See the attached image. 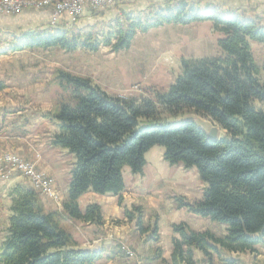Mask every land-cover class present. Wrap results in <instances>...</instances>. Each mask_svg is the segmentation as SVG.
Segmentation results:
<instances>
[{"label": "trees", "instance_id": "trees-1", "mask_svg": "<svg viewBox=\"0 0 264 264\" xmlns=\"http://www.w3.org/2000/svg\"><path fill=\"white\" fill-rule=\"evenodd\" d=\"M173 2L86 26L48 25L21 34L7 46L9 51L59 47L66 52L104 46L117 52L128 49L138 31L209 21L219 55L182 59L173 83L162 92L153 91L152 97H115L87 77L56 72L60 93L52 110L42 115L57 124L51 146L74 158L70 182L60 211L45 209L28 181L9 188L10 216L0 240V264H94L103 248L84 250L75 228L101 226L102 211L96 203L81 211L80 196L88 191L119 196L124 169L141 173L144 154L155 145L163 146L169 165L194 168L205 185L200 200L176 196V206L222 223L226 230L217 236L174 223L170 261L161 259L160 248L154 251V260L196 264L198 251L199 262L212 264L221 251L253 253L256 245L264 244V63L257 64L252 52V42L264 45V25L258 24L253 8L246 10L255 15L248 18L245 11L215 2H204L203 7L190 0ZM3 88L0 80V92ZM185 113L213 121L224 134L211 141L192 121H169ZM124 216L141 234L158 241L156 214L145 222L142 209L131 206L124 208Z\"/></svg>", "mask_w": 264, "mask_h": 264}, {"label": "crops", "instance_id": "crops-1", "mask_svg": "<svg viewBox=\"0 0 264 264\" xmlns=\"http://www.w3.org/2000/svg\"><path fill=\"white\" fill-rule=\"evenodd\" d=\"M173 1L181 0H115L114 5L103 13L102 18L108 21L118 17L122 12L143 13L147 8L156 10L168 4L172 5ZM190 1L200 4L201 7L204 6V2H215L236 12H247L248 8H253L258 18V24L264 25V0ZM246 14L248 18L255 16L248 12ZM89 15L90 12L85 10L80 16L83 24L88 23ZM15 16L0 17L1 32L8 33L10 38H17L20 34L34 29H42L54 18L51 8L39 11L36 9L23 10ZM73 20L72 16L63 15L56 18V25L71 24ZM211 26V22L204 21L190 25L167 24L158 28L178 32L180 40L176 41L187 43L188 45H185L188 48L192 47L197 50V52L194 51L187 55L212 57L219 55V51L216 45L217 38L216 35H212ZM1 44L3 46L0 45V77L5 82V87L0 92V154L9 152L25 161L34 162L36 168L53 181L62 201L70 182V170L73 167L74 158L67 150L51 146L50 140L57 129V124L36 112L50 110V101L46 96V81L52 73V68L42 62L37 64L35 59L19 58L13 55L20 51L3 52L9 43ZM252 49L256 62L263 63L264 46L253 42ZM146 155L147 153L144 154L145 164L141 173L133 174L128 168L124 169V189L119 196L88 191L79 198L81 211L91 203L99 205L102 211L101 226L80 225L95 238H100L102 234L107 236L105 241L100 244L104 250L103 256L94 264H137L139 262L141 264H161V259L169 262L172 251V224L178 221L165 223L167 224L165 229H162L161 222L163 217L172 212L179 213L186 220L183 222L195 232L210 230L217 236L225 234V226L222 227L221 233H215L212 230L213 222L209 218L199 217L188 212L185 208L176 206L173 199L176 196L185 197L190 201H198L202 198L204 185L198 180L196 170L184 168L181 163L169 165L162 158L163 153L157 160H152ZM24 181L25 179L18 173H12L7 177L0 174V235L3 234L10 216L8 190L14 184ZM119 199H121V203ZM41 200L47 210L60 209L56 202L50 198L43 196ZM131 206L142 209L144 221H148L154 214L158 216L159 239L155 242L148 237L147 239L144 237L146 241L142 238L143 242L139 245V252L143 257L141 259L134 251L133 257H123V255H127L126 249H128L124 240H121L119 245L117 242L116 246L114 245V241H117L118 237L128 240L130 231H135L133 222L127 221L124 216V208ZM114 221H119L120 225L114 224ZM137 232L136 236L139 239L141 235ZM0 237L2 238V235ZM157 248L161 249V259L154 260L153 255ZM254 249L253 253L221 251V258L214 255L212 264H228V262H230L229 264H264V244H258ZM194 257L198 261L196 264H202L199 262L200 252L195 251Z\"/></svg>", "mask_w": 264, "mask_h": 264}, {"label": "rangeland", "instance_id": "rangeland-1", "mask_svg": "<svg viewBox=\"0 0 264 264\" xmlns=\"http://www.w3.org/2000/svg\"><path fill=\"white\" fill-rule=\"evenodd\" d=\"M8 1H17V0H8ZM39 2H45V0H32V5H39ZM114 3L110 6H106L98 10L93 9L90 6H86L83 12L85 10H88L90 12V15H89L90 19L88 23L86 24L82 23V19H80V16L83 14L82 12L79 16L74 17V20L72 21L71 24L76 23V25L78 26H86L88 24H96L100 21L104 22L106 20L102 18L103 13L106 10L110 9L114 5ZM44 9H47V8H44ZM24 10H35V9H24ZM39 10L41 9H36V11H39ZM22 11L23 10H21L20 12ZM20 12L14 13V14L0 12V17H6V16H9V18L16 17L15 15L19 14ZM51 12L53 15L52 10ZM63 15H68V14H63ZM76 18L78 19L76 20ZM52 20L50 21V23H47L45 27H47L48 25L56 26V19H55V22H52ZM197 23H201V22H197ZM71 24L69 23V24H64L61 26L70 28ZM80 24H83V25H80ZM170 24H173V23H170ZM175 25H181V24H175ZM187 25H190V24H187ZM159 27H162V26H159ZM20 36L21 34L17 38L16 37L14 38L18 39L20 38ZM179 37L180 35L178 34V32H175L173 30L153 27V28H150L146 32L138 31L136 35L134 36V38L132 39L130 47L128 49L120 50L117 52H114L109 47H104V46L100 47L97 51H89L86 49L77 48L76 50L70 51V52H66L60 49L59 47H49V48H31V49L18 50L16 52H19V51L20 52L15 53L13 55L19 58L29 57V58L35 59L37 64L38 62H42L46 64L47 66H49L50 68H52V73L50 77L47 78V81H46V85H47L46 96L48 97V100L50 101V106H51L50 110L47 112L38 110L36 112L38 113V115L42 116L43 118L49 119L50 121L54 122V120H52L51 118L44 117L42 114L48 113L52 110L54 99L56 98L57 94L60 93V89L56 85V80H57L55 76L56 72L63 71V72H68L73 75L87 77L91 79L94 84L100 86L108 94L115 96V97H121V98H134V97L137 98L141 96L152 97L154 93L153 91L162 92L166 90L173 83L175 77L181 72L180 62L182 59L202 57L196 54L187 55L194 51L197 52V50L193 49L192 47L188 48V46L185 45L187 43L176 41L177 39L180 40ZM14 38L8 37V33H5V32L3 33L1 32V29H0V45L1 46H3L1 43L8 42L10 44L14 40ZM185 46L186 48H184ZM6 51H9V50H3V52H6ZM252 52H253V49H252ZM38 60H41V61H38ZM263 63H257V64L261 65ZM0 80L3 81L1 77H0ZM4 87H5V82H4ZM188 115L189 114L187 113L180 114L178 116L170 118L169 121L170 122H180L186 119ZM223 134H224V131H222V129L220 128L219 137ZM163 150H164L163 146L155 145L151 147L145 153H147L146 156L148 158L152 160H157V158L160 157L161 153H163ZM3 154H12V153L4 152V153H1L0 156H2ZM162 158H163V155H162ZM30 163H34V162H30ZM1 165L2 164L0 162V168H1ZM35 169L38 172H40L36 168V165H35ZM189 169L195 170L194 168H189ZM12 173H9L8 175ZM0 174L3 176V173L1 171H0ZM8 175H4V177H7ZM22 177L25 179V181H28L26 177L24 176ZM198 180L200 181L199 177H198ZM28 182L33 186V183L31 181H28ZM202 184L204 185V183ZM53 195H54V199L57 200L58 206L61 209L62 201L55 187H53ZM39 196L40 198L43 197L41 194H39ZM173 199L175 201V197ZM169 221L171 222L178 221L177 223H180L186 220L179 213H176V212L169 213L168 215L163 217V220L161 222L162 229H165L167 225L165 223H169ZM114 224L120 225V222L114 221ZM80 225L81 224L77 225L75 228V236L80 246L84 244L82 247H90L95 242H97L100 245L101 243L105 241L104 239L107 238V236H105L104 234H102L100 238H95L91 236L90 234H88ZM224 226L225 225L222 223L213 222L212 230L215 233H221L223 231L222 227ZM134 229L135 231L133 230L130 231V234L128 235L129 237L128 240L120 239V237H118L117 241H114V245L116 244V242L119 245L121 240H124L123 242L126 243V247L130 249V251L132 250V252L134 251L136 254H138L139 255L138 257L141 259L143 257H142V254L139 252V245L141 242H143L144 237L145 239H147L148 234L146 235L141 234L136 228V226ZM136 231H138L139 233L138 232L137 233L141 235L139 239L136 236ZM260 247L263 248L262 246ZM125 256L127 255H123V257ZM139 264L141 263L139 262Z\"/></svg>", "mask_w": 264, "mask_h": 264}, {"label": "built area", "instance_id": "built-area-1", "mask_svg": "<svg viewBox=\"0 0 264 264\" xmlns=\"http://www.w3.org/2000/svg\"><path fill=\"white\" fill-rule=\"evenodd\" d=\"M113 3L114 0H45V2H39V5H32V0H0V12L14 14L24 9L51 8L54 16L52 22H55V19L63 14H68L73 18L79 16L86 6L98 10ZM0 162L2 164L0 171L3 176L18 172L33 183L34 189L39 194L54 200L58 205L53 195V181L38 172L34 163L26 162L14 154H3L0 156ZM126 254L128 257L134 256V253L129 249H126Z\"/></svg>", "mask_w": 264, "mask_h": 264}, {"label": "water", "instance_id": "water-1", "mask_svg": "<svg viewBox=\"0 0 264 264\" xmlns=\"http://www.w3.org/2000/svg\"><path fill=\"white\" fill-rule=\"evenodd\" d=\"M183 121H192L195 126L202 131L206 137L211 141H218L219 135H220V127L216 125L211 120H206L203 117L196 115V114H189L188 117L180 122ZM180 122H174V123H180ZM251 238H256L257 234H247ZM84 250L89 252H99L101 250L100 245L95 242L90 247H83Z\"/></svg>", "mask_w": 264, "mask_h": 264}]
</instances>
